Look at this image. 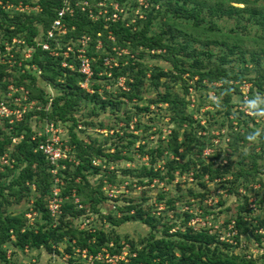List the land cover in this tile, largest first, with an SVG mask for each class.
<instances>
[{
	"label": "trees",
	"instance_id": "obj_1",
	"mask_svg": "<svg viewBox=\"0 0 264 264\" xmlns=\"http://www.w3.org/2000/svg\"><path fill=\"white\" fill-rule=\"evenodd\" d=\"M84 1L92 4V16H89L87 11L80 10L79 6ZM99 1L0 0V35L7 38L5 42L9 46L12 45L14 37L23 39L22 45L25 48H32L30 58L21 61L22 54L15 53L13 47L9 52L5 51L0 42V55L5 56L0 63V100L7 86L12 84L15 87L23 86L28 92V100H37L38 104L42 105L41 110L26 112L19 122L10 124L8 119H4L3 128H0V156L8 153V159L13 164L10 169L0 163V168L3 167L4 170H0V264L9 263L4 250L7 247L20 251L27 247L30 251L36 249L49 252L51 245L55 244V251L58 253L57 244L68 238L76 240V247H87L89 252L94 253L111 238L117 243L119 237L112 227L104 231L101 226L89 233L76 227H68L70 222H65L62 218L67 215L79 220L92 213L99 214L98 205L107 198L101 192V180L93 187L90 177L101 173L102 178L107 179L110 184H115L116 175L113 171L108 173L107 169L120 159L132 162L130 154L134 152L146 157L147 161L136 168L121 170L123 176L129 177L130 180L136 179L131 184L127 183L129 188L150 185L154 181L172 182L175 178L174 172L177 171L178 175L191 173V183L205 191L195 194V191L189 188L188 193L192 198H204L206 182L218 180L217 183L229 195L240 199L241 203L237 207L236 215L232 217L236 235L233 237L234 243L231 244L220 241L218 234L209 233L208 229L194 231L186 226L193 218L192 214L178 212L174 213L172 219L162 216L165 211L178 207L175 201H180L179 197L176 200L168 198L164 201L167 210H160L158 213L145 211L139 204L132 203V200L126 201L124 207L118 208V211L124 214L121 218L115 219L108 214L106 219L114 227L126 221H139L148 229V235L136 242L128 240V237L124 238L133 249L141 246L132 264H264V233L257 232L261 228L264 229V217L252 216L254 211L248 203L253 195L257 200L256 208L260 210L264 204V190L263 194H260L259 190L255 193L252 191L255 184L264 189V173L260 174L256 160L260 156L257 153L238 152L240 158L235 165L227 164L221 168V161L226 160L225 158H219V154L214 152L204 155L206 149L216 147L207 129L219 120L216 119L213 124L206 122L208 126L194 120L192 112L189 111L197 112L202 105L196 97L195 105L190 109L189 105L192 103L190 98H187V95L191 94L195 97L196 93L202 90H205L206 94L212 90L216 100H210L211 106L216 110L221 106L226 109L221 115V125L226 123L225 128L228 131L226 135H222L228 138L226 146L229 145L233 151H237L238 145L243 147L258 135L260 152L262 151L264 136L256 131L253 117L249 118L241 110L233 109L238 104H247L254 99L258 102L264 100L263 0H142L145 7L138 4L137 0H114L117 9L121 10L116 11V20L110 19L113 14L112 5L106 9L104 16H98L95 6ZM6 2L15 5L20 3L21 7H27L28 10L10 13L11 9L6 10L4 7ZM66 2L71 3L73 13L60 17L58 12L65 7ZM77 2L79 5L74 6ZM36 7L37 10H34ZM134 11L142 17L138 18ZM105 16L107 20H104ZM57 19L67 28V32L57 41V51L71 48L72 51L68 52L66 58L60 55L52 56L49 50H42L34 42L40 32L49 30ZM131 19L133 22H130ZM219 20L231 21L232 25L229 29L219 28L216 25ZM153 26H157L158 31L152 30ZM83 36H87L89 40L82 46ZM49 43L50 49H54V42ZM97 44L100 45L99 48L96 47ZM80 48L85 50L83 54L90 60L92 75L87 81L85 76L78 72L77 49ZM124 49H127V54L118 51ZM151 50L152 58L164 59L170 68L165 70L156 65L148 67L147 63L140 60L144 57V51L148 54ZM117 53L120 55L117 56ZM10 54H13L12 58L9 57ZM131 54H134V57H129ZM115 57L117 66L107 68L103 65L104 59ZM10 61L13 62L11 69L14 75L7 72ZM123 61H126L125 65H122ZM19 62L21 64L18 66ZM62 62L72 65L74 69L62 67ZM146 72H149L148 77ZM120 77L124 78L123 85L127 90L116 87V91H112L111 86H115ZM161 78L165 80L161 82ZM38 81H41L46 89L51 87L55 90L53 98L38 86ZM85 81L88 85L84 89L81 84ZM145 82L153 87L156 94L148 100V105L137 108V111L144 114L156 113L159 116L158 112L164 110L163 117L169 118L166 122L170 125L169 133L165 140L159 139L160 129L155 132L158 137L155 149L144 145L132 148L138 139L131 134L132 131L122 134L116 132L109 136L111 147H114L113 152L109 151L111 148L104 147L107 144L106 138L102 141L93 139L84 142L76 136L75 130L80 126L78 123L94 126L85 120L86 116L97 115L95 110L107 109L116 112L123 101H141ZM177 83H180L181 93L173 92ZM243 84L248 85L245 101L239 90ZM108 86L110 88H107ZM160 88L162 91H159ZM89 89L91 93L87 92ZM232 94L239 98L236 106H233ZM202 97L200 95L199 99L205 98ZM47 104H50L49 109L45 110ZM87 105H90V108L86 114L79 118L74 117L79 113L80 107ZM149 105L155 106V113L152 112L154 108L150 109ZM260 107L261 104L256 109L260 110ZM250 108L253 110L251 106ZM33 112H37L41 118L51 121L55 126L58 122L70 124L67 142L69 151L65 159L58 160L59 168L55 175L62 179V185L56 184L60 188L62 211L57 220L50 217L46 208V198L54 185L53 175L50 173L54 166L49 165L43 153L37 149V145L45 136L32 139L34 132L29 126V119ZM124 120V128L128 130L130 118L127 116ZM148 120L151 123L154 119ZM232 121H236V124H232ZM97 126L106 127L101 123ZM139 127V122H136V126L131 130ZM20 136L22 138L10 149L12 139ZM222 136L216 137L220 139ZM124 139L127 140L125 143ZM117 141L122 143L117 144ZM123 151L125 154L121 155ZM213 159H219V166L213 167ZM95 160H100L106 166L105 170L101 168V163L94 165ZM239 186L243 187L245 192L241 189L238 191ZM31 187L36 191L34 196L30 195ZM75 198L78 199L80 208L74 202ZM29 199H33V211L40 214L39 222L35 224H29L23 212L15 215L8 212L11 206ZM162 199L163 197L159 196L156 201L161 202ZM184 205L189 206V202L181 207ZM202 215L197 214L201 217ZM229 222L230 220H226L224 225ZM173 229L174 231H171ZM92 237H95V243H87ZM242 238L249 243H258V248H262L263 253L256 259L249 257L240 247ZM65 251H69V248ZM12 264H20V261Z\"/></svg>",
	"mask_w": 264,
	"mask_h": 264
},
{
	"label": "rangeland",
	"instance_id": "obj_2",
	"mask_svg": "<svg viewBox=\"0 0 264 264\" xmlns=\"http://www.w3.org/2000/svg\"><path fill=\"white\" fill-rule=\"evenodd\" d=\"M101 8H105L107 9L109 6L112 5L113 10H117V11H121L119 9H117V3H115L114 0H102L101 1ZM138 4H142L145 7V3L142 0H137ZM264 3V0L262 1ZM71 3L66 2V6L70 5ZM21 4H12L9 2H6L4 7L6 10H10V13L12 12H23V11H27L28 8L27 7H21ZM92 4H90L89 2H87L86 4L82 5L81 8L84 10H88L91 7ZM80 8V10H81ZM34 10H37L36 8H33ZM101 10V9H100ZM82 11V10H81ZM138 11V8H137ZM137 11H134V15H137L138 18L142 17L141 14H137ZM125 17V16H124ZM115 18V17H114ZM96 19V18H94ZM130 22H133V19H131ZM216 25L219 28H227L229 29L232 25L231 21H225V20H219L216 22ZM39 30H42L41 27H38ZM152 30L154 31H158L157 26H153ZM40 35H44L43 31L40 32ZM260 35V34H259ZM253 36V35H251ZM42 37V36H41ZM43 38V37H42ZM83 45L87 44L89 38L87 36H83ZM5 39L7 38H3L2 35H0V42L2 43L3 46H6V50L7 52L10 51V49L13 47V50L15 51V53H20L22 54V60H27L29 59V57L32 55V49H26L25 46H23V39H17V38H12V45L11 46H7V42H5ZM2 40V41H1ZM38 38L34 39V42L37 43ZM96 47H100L99 44L96 45ZM141 49V48H140ZM29 50V51H28ZM79 53H84L85 50L83 48H80ZM115 53L117 52V50H114ZM120 53L123 52V54H127V49L124 50H118ZM30 52V53H29ZM139 53V51H136V53ZM145 53H143V56L140 60H142L144 63H147L148 67H151L152 65H156L159 66L163 69H167L170 68L169 65L167 64V62L164 59L161 58H152L151 54L153 53V51L151 50L150 52H148V54L146 53V51H144ZM137 53V54H138ZM157 53H159V51H157ZM50 55H52L50 53ZM56 55V54H54ZM52 55V56H54ZM63 56L66 55V53L62 54ZM120 54L117 53V56H119ZM13 54H10L9 57L12 58ZM129 57H134V54H131ZM5 58V56L0 55V63L3 62V59ZM110 59L106 60L105 62H110L112 66H117L118 65V61L117 58L115 57L114 60L111 62L109 61ZM11 63V65L8 67L9 73H11L12 75H14L15 73L12 72V66H13V62H9V64ZM66 65L65 62H62ZM61 63V64H62ZM21 64V62L18 63V66ZM116 64V65H114ZM126 61H123L122 65H125ZM38 74V73H37ZM149 76V72H146V77ZM186 76V74L184 75ZM8 79L11 80V77H9ZM165 79L161 78V82H163ZM124 82V78L120 77L117 79V83L115 86H111V90L116 91V87H120L122 90L126 91L127 88L123 85ZM188 83L190 84V82L188 81ZM38 86L42 87L43 89H45L47 91L48 96H50L51 98H53L54 94H55V90H53L51 87L49 88H45V85L43 83H41V81L37 82ZM178 85H175V88L173 90V92L175 93H181V86L180 83H177ZM88 83L83 84V88H87ZM23 87V86H21ZM10 88V86L7 87V90ZM24 88V87H23ZM108 88H110V86H108ZM91 89L87 90L88 93H91L90 91ZM240 90V94L243 96V100H247L246 99V92L248 90V85L247 84H243L239 87ZM159 91H162V89L160 88ZM14 92V91H13ZM142 94H141V101L136 102L135 100H132L131 102H127V101H123L122 104H120L117 108V111L115 112H111L108 111L107 109L105 111H98L95 110V113L97 115H91V116H86V120L85 122H91L94 126H90V125H83L81 122L78 123L79 128H76L75 133L77 134L76 136L81 138L84 142H88L90 140H97V141H102L104 140V138H106V142L107 144L104 145V147H109L111 148L109 151L113 152L114 147H111V142L108 138H110L109 136H111V134H115L116 132L118 134H122V133H128L131 132V134L135 135L138 137L137 142H135L134 147L132 148H137L138 145H144L145 147H152V149H155L157 146V136L155 135L156 130L160 129V133L159 139L165 140L166 135L169 133V129L168 127L170 125H168L166 122L168 121V117H163L165 115V111L161 110L160 112H158L159 116L156 115V109L154 105H149L150 109H153L152 112L155 114H151V113H142L137 111V108L143 107L145 105H148V100L151 98H154L156 92L154 91L153 87H150L148 82H145L143 85V89H142ZM25 92H23L24 94ZM0 94H2L0 92ZM205 90L199 91L198 93H196L195 97L194 94L191 95H187V98H190L192 105H189V108L191 109L193 107V105H195V98L198 97V102L200 103V105H202V107L197 111L194 112L192 110H190L189 112H192V118L194 120H198L200 124H204L205 126H208L207 123H214L216 121V119L219 120V122L216 124L214 123V125H210V127L208 126V135L210 137V139L214 142V144L216 145V147L212 148V149H206L204 152V155L209 154L214 152V154H219V158H225L226 160L221 161V165L220 167H224L227 164L229 165H235L238 162V159L240 158V154L238 152H241L242 154H252V153H257L260 157H257V165H258V169L260 170V174L263 175L264 173V146L263 149H261L262 151L260 152V146H259V142H260V138L258 137V135H255L252 138V141H248V143H246L245 146H241L238 145V149L237 151H233L231 147L226 146L227 144V140L228 138L226 136H222V135H226L227 134V130H226V123H224L223 125H221V122L223 121V116H221L224 112H225V106H221L220 108H218L216 110L215 107H212L211 104L209 103L210 100L211 101H215L216 100V96L215 93L212 90L207 91V94ZM205 96V98L203 99H199V96ZM232 103L233 106L235 105V103L237 104V102L239 101V98L237 95L232 94ZM257 97V96H256ZM3 98V97H1ZM264 98V95H263ZM21 99L23 100V96H21ZM5 100H8L7 97ZM37 101V100H36ZM34 105L35 101H32ZM249 103L247 104H238L236 107H234L233 110L238 109L241 110L246 116H248L249 118L253 117V121L256 127V131L258 133H260L262 136H264V100L261 101L259 100V102L257 100H252V102L248 101ZM198 103V104H199ZM231 103V105H232ZM261 104L260 110L256 109L259 105ZM20 105H22L23 107L26 108V111L28 110V108H30L32 105L30 103H26V102H22L20 103ZM49 105H46L45 110L49 109ZM250 106L252 107L253 110H251ZM165 106L163 105L162 108H164ZM23 108V109H25ZM90 105H87L86 107H80L79 109V113L75 114L74 117L79 118V116H82V114H86L89 111ZM42 109V105L37 104L30 109L27 112H32L34 110H41ZM237 110V111H238ZM25 111V112H26ZM218 111V114H216ZM216 112V113H215ZM129 117L130 120L128 121L129 124V128L128 130L125 127L126 121L124 120L126 117ZM16 117V116H15ZM153 118L154 120L150 123L148 119ZM3 121L4 118H0V128H3ZM9 122V121H8ZM136 122H139L140 127L139 129L136 130H131V126L135 127L136 126ZM207 122V123H206ZM51 121H47L46 119H43L39 116V114L37 112H33L30 119H29V126L33 129L34 134H36V137H42L39 136L41 133H44V130H46V128L51 124ZM98 123L103 124L104 128H100L97 126ZM47 124V125H46ZM57 124H59L60 127L57 128V131L60 132V136L62 138L61 140V144H62V149L64 151L69 150L68 147H66L67 142L69 141V133H68V126L70 125L69 123L67 124H62L61 122H58ZM232 124H236V121H232ZM46 125V126H45ZM251 126V125H249ZM110 130H108V129ZM133 129V128H132ZM236 129V127H234V130ZM104 130L108 131V136H104L102 135L101 132H105ZM112 130V133L109 134V131ZM200 134V133H199ZM203 134V133H201ZM221 135L222 138H217L216 136ZM22 136L18 137V138H14L12 139V143L10 146V149L13 148V146L21 139ZM34 137V135H33ZM113 137V136H112ZM111 137V138H112ZM127 140L124 139V143ZM122 143V141H117V144ZM65 146V147H64ZM222 150L224 152H222ZM132 151V150H131ZM125 151L121 152L122 154ZM133 152V151H132ZM213 154V155H214ZM7 155L8 157V153H4L2 156L5 157ZM170 157V156H169ZM130 158H132V162L130 161H124L122 159L115 161V164L110 165L109 168L107 169V172H111L113 171L114 174L116 175L115 178V184H110L107 179L102 178L101 173L91 176L90 177V181H91V185L93 187L97 186L101 180L102 182V186H101V192L103 193V195L107 198L106 201H102L99 205L98 208L100 210L99 214H95L92 213L91 215L95 216V224H97L99 226V224L105 220L106 223L104 226H102V230H110L111 227L112 229L114 228L117 236L119 237V244L123 243V242H127L124 238L128 237V240H134L135 242L145 238L148 235V229L139 221H134V222H124L121 223L120 225L114 227L113 225H111V223L106 219V216L108 214H110L111 216H113L115 219H119L121 218L124 214L120 211H118V208H122L125 206L126 201L128 200H132V203H137L141 206V208L145 211H152V213L156 212L158 213L160 210H167V206L166 204H164V201H166L168 198L174 199L176 200V198H180V201H175L177 203H175L176 206H178L177 208H175V210H167L165 211L163 214H161L162 216H166L167 218L172 219V217L174 216V213H178V212H187L189 214L193 215V218L195 216H197V214H204L202 217L197 216L198 218H196L197 220H194L191 222V224H194L198 221H201L195 225H191L194 231H198L197 229H200V227H202L203 225L206 224V226H210V224L212 225V227L210 228V232L214 233L216 231V233H218V238L223 239L225 238V236H228V240L229 242L232 241L231 236L235 235V230H231L230 232L228 231V228L230 227V223L234 222V220H232V217H234L237 213V207L238 205H240L241 200L234 197L233 195H229L225 189H223L220 184H218V180L214 181V182H206V194L204 196V198L197 196V198H192L189 193L188 190L193 189V191H195V194H202L203 192H205L203 189L201 190L200 188H198L195 184L191 183L192 181V177H191V173H188L187 175H178L177 171L174 172V176L175 178L172 180V182L169 183H165V182H160V183H156L154 181V183L150 184V185H136V186H132V187H127L128 184L127 183H133L135 182V178L131 179L129 177L123 176L121 170L123 168H136V166H139L140 164H142V162H146V157H142L139 156L138 152H134L130 154ZM1 159V158H0ZM206 160V159H205ZM212 161L213 163V167L215 168L218 164H220L219 159ZM219 161V162H218ZM227 161V162H226ZM249 161V160H248ZM11 162V161H10ZM101 161L100 160H95L94 165L96 164H100ZM245 163H247V160L245 161ZM8 166V168H12L13 164L11 163H6ZM159 165H161V163H159ZM101 168L103 170H105L106 166L104 164L101 163ZM219 166V165H218ZM3 170V167L0 168V170ZM229 177V175H228ZM53 178V176H52ZM54 179V178H53ZM57 179H61L59 176H57ZM206 179V178H204ZM62 180V179H61ZM123 181V182H122ZM263 181H264V177H263ZM122 182V184H121ZM260 185L255 184L252 187V191H254V193L259 190L260 194H263V188L259 187ZM53 185L52 188L50 190V195L46 198V208L50 205V200H51V196H53ZM57 189H59L60 192V188L57 186ZM239 188L238 191L244 190L243 187H237ZM34 188L31 187L30 189V195L34 196L35 195ZM245 192V190H244ZM252 193V192H251ZM60 194V193H59ZM242 194V193H240ZM36 196L38 197V194H36ZM159 196L163 197V199L160 201H156L157 198H159ZM58 200L61 201V197L58 195ZM117 200V201H113V200ZM250 200H254L255 203V207H257L256 204V198L252 195L250 197ZM156 202V203H155ZM186 202H189V206L184 205L183 207H181L182 204H185ZM219 202L221 205H219ZM215 204L213 206H211L212 204ZM52 205V204H51ZM33 207H34V202L33 199H29L28 201L22 200L20 202V204L18 205H14L11 206L8 209V212H10L12 215L15 214H19V213H24V217L26 218V220L28 221L29 224H32L34 222V224L36 222H39V216L40 214H38L37 212L33 211ZM157 207V210H155V208ZM188 208V209H187ZM261 209L264 208V204L260 207ZM256 210L252 213V216H256V215H260V217H264V213L262 212V210L255 208ZM59 215V214H58ZM208 218L207 221H202V219ZM192 219V218H191ZM191 219L187 222L186 226L190 225V221ZM63 221L65 222H70V225H68V227L72 226V227H76L80 230V223L78 225L79 220L77 218H71L68 217L67 215H63L62 218ZM226 220H230V222L227 225H224V222H226ZM172 222V220H171ZM178 224L180 223V221H177ZM254 222V220H253ZM223 224V225H222ZM235 229V228H234ZM171 231H174L171 230ZM222 236V237H220ZM109 237V235H108ZM113 237V236H112ZM112 240V238H111ZM109 241V240H108ZM228 242V243H229ZM233 242V241H232ZM129 243V242H127ZM253 245V248L251 249V253H253L254 256H252L253 258H257L258 256H260V253H255L256 251V245L254 242H248L246 241L244 238H242V243H241V248L243 250H245L246 253H248L250 251V247ZM140 247L141 246H137ZM62 248V247H61ZM5 250V258L8 260V264H12L15 261H30V260H34L37 259H42L41 262H37L34 264H64L63 262H65L67 264L69 259H65L64 256H61V259H57L56 257H53L50 253L45 252V253H40L39 250H35L32 249L31 251H28L27 253H25L24 251H20L19 249H15L13 247H7L4 249ZM237 251V250H236ZM239 251V250H238ZM13 253H15V255H13ZM25 254V256L23 255ZM60 256V255H59ZM75 258L77 259V256L75 255ZM32 262V261H31ZM75 262V261H74ZM26 264V263H25ZM80 264H86L85 261H81ZM262 264V262L260 263Z\"/></svg>",
	"mask_w": 264,
	"mask_h": 264
},
{
	"label": "built area",
	"instance_id": "obj_3",
	"mask_svg": "<svg viewBox=\"0 0 264 264\" xmlns=\"http://www.w3.org/2000/svg\"><path fill=\"white\" fill-rule=\"evenodd\" d=\"M101 1L102 0H100L97 3V6H95L98 16H104L106 14V9L101 8V4H102ZM86 3H87L86 1L81 2V5L79 6V8H81V6L86 4ZM78 5H79L78 2L74 4V6H78ZM81 10L83 12L86 11L82 8H81ZM116 11L117 10H113V14L111 15L110 19H112V20L117 19ZM87 12H88L89 16H92L91 8H89L87 10ZM72 13H73V9H72L71 5H68V6L64 7L63 9H61L58 12V15L60 17H62L65 14H72ZM104 20H107L106 16L104 17ZM66 32H67V28L63 24L60 23V20L57 19L56 21H54L52 23L50 29L47 30L46 32H44V35H39L38 40H36L37 41L36 45L40 46L42 50H45V51L49 50V52L52 55L56 54L54 56L60 55L64 58H66V57H68V54H69L68 52L72 51L70 47H67V49L64 51L61 50V52L57 51L58 50V42H57L58 38L61 37L62 35H64ZM83 39L84 38H82V40H81L82 46H83V42H84ZM49 41L54 42V46H55L54 49H50L51 46H50ZM11 43H12V41H11ZM4 49L6 50V46H4ZM28 49L30 50L32 48H28ZM78 50L79 49H77V51ZM63 53H66V55L63 56L62 55ZM108 59H110L109 61H111V62L114 60V58H108ZM108 59L103 60V65L107 68H111L112 67L111 63L105 62ZM77 60L79 62L78 72H80L82 75H84L85 80L87 81L88 78L92 75L90 60L83 53H79V51H78V55H77ZM61 65H62V67H68L71 70L74 69L72 65H67V63H66V65L64 63H62ZM114 65H116V64H114ZM107 75L109 76V74H107ZM86 81L84 82L85 86L87 84ZM8 86H10V88L8 90H6L3 98L0 100V118L8 119L9 123L12 124L13 122H19L20 120H22L23 115L27 111L32 109L37 104V101L36 100H28V92L23 87H21V86L15 87L12 84H9ZM81 86H83V84H81ZM23 92H25V93L23 94ZM21 96H23V100L21 99ZM6 97L8 100H5ZM32 101H35L34 105H32L33 104ZM22 102L30 103L32 106L30 108H28V110L26 111V108L23 107L22 105H20V103H22ZM23 108H25V109H23ZM12 116H13V118H12ZM58 127H60L59 124H57V126H55L54 123H51L46 128V130H44V133H41L39 135V136H42V135L45 136V139L43 141H40L39 144L37 145V149L39 151H41V153H43V155L45 156V159L49 162V165L54 166L53 168L50 169V173L53 175V178H54L53 179V184H54L53 189H55V190H53V196H51L50 205L47 207L48 213L53 220H57L58 217L60 216L61 212H62L61 211V201L58 200V198H57L58 195L60 196V194H59L60 192H59V189L56 188L57 187L56 184L62 185V181H60V179H57V176H55L57 174V170L59 168L58 160L65 159L67 157L66 153L69 151V150L64 151L62 149V147H63L61 144L62 138L60 136L61 135L60 132L57 131ZM131 128H132V126H131ZM104 131L105 132H101V133L104 136H107L108 131H106V130H104ZM111 133H112V130L109 131V134H111ZM35 137H36V134H34V137H32V139H34ZM66 147H68V146L66 145ZM0 158H1L0 163L2 165H7L6 163H10L7 155L5 157L0 156ZM74 202L77 204L78 208L81 207L77 198L74 199ZM248 203H249V207L251 209H253V211H255L256 207H255L254 200L252 201L249 199ZM213 205H215V204L213 203L211 206H213ZM262 212L264 213V209H262ZM195 217L198 218L197 216H195ZM195 217L191 219L190 225H188L189 227H192L191 225H195V224L201 222V221H198L194 224H191L192 221L197 220ZM199 217H201V216H199ZM94 219H95V216H93V215L81 217V219H79V222H78V225L80 223V226H79L80 230H85V231L91 233V232H94L96 230V228L104 226L106 223V221L103 220L98 226L97 224H95ZM207 219L208 218L202 219V221L205 222V221H207ZM92 225H94L95 227H93ZM211 227H212L211 224L209 227L206 226V224H205L202 227H200V229H197V230L199 231L201 229H208V232L211 233L210 232ZM231 230H235V235H236V229H234V222H231L230 227L228 228L229 232ZM257 232L259 234H263L264 229L261 228ZM214 233H216V231ZM235 235L231 236L230 239H232V241H233V237ZM220 237H222V236H220ZM219 240L227 242V243L229 242L228 236H225V238H223V239L219 238ZM95 241H96L95 237H92L91 240L87 241V243L94 244ZM232 241L229 243H231V244L234 243ZM254 243L256 245L255 253H260V255H261L263 253V249L260 247L258 248V243H256V242H254ZM57 245H58V253L55 251V248H56L55 244L51 245V251H49L48 253H50L53 257H56L57 259H61V256H64L65 259H69L67 264H80L81 261H85L86 264H132V260L137 258V251L140 250V247H136V249H133L131 247V245L127 242H123V243L119 244V242L115 243L113 240L107 241L106 244L99 247L94 253L89 252V249L87 247H84V248L76 247V240L75 239L68 240V238H66L64 242H60ZM67 248H69V251H65V250H67ZM252 248H253V245L250 247V251L247 253L249 257L254 256L253 253H251ZM23 251L25 253H27L30 250L27 247H25L23 249ZM39 252L45 253L47 251L46 250H42V251L40 250ZM23 255L25 256V254H23ZM75 255L77 256V259L75 258ZM41 261H42V259H39V260L35 259V261L34 260H30V261L20 260V264H25V263L26 264H34V263L41 262ZM63 263L66 264L65 262H63ZM138 264H140V263H138Z\"/></svg>",
	"mask_w": 264,
	"mask_h": 264
}]
</instances>
